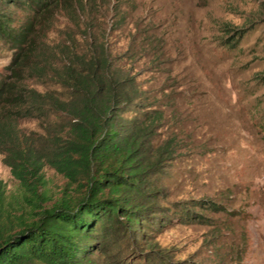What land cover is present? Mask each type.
Segmentation results:
<instances>
[{"label":"trees","instance_id":"obj_1","mask_svg":"<svg viewBox=\"0 0 264 264\" xmlns=\"http://www.w3.org/2000/svg\"><path fill=\"white\" fill-rule=\"evenodd\" d=\"M3 1L25 11L26 19L17 30L7 26L8 16L0 20V37L14 47L8 73L0 74V153L23 190L19 214L0 203V264H92L95 251L109 257L112 247L103 243L110 239V222L146 237L142 227L153 229L164 219L202 221L204 211L231 213L225 203L199 197L186 200L192 208L181 204L177 212L146 214L159 207L161 166L196 144L183 131L171 92L163 83L142 82L131 67L150 51L149 63L165 61L156 36L145 32L141 47L114 53L104 21L113 8L109 0ZM57 10L70 25L49 39ZM114 11L119 15V8ZM221 26L229 28L227 21ZM26 120L38 121L40 131L28 130ZM45 168L65 178L56 196L39 189ZM152 258L142 256L145 263Z\"/></svg>","mask_w":264,"mask_h":264},{"label":"rangeland","instance_id":"obj_2","mask_svg":"<svg viewBox=\"0 0 264 264\" xmlns=\"http://www.w3.org/2000/svg\"><path fill=\"white\" fill-rule=\"evenodd\" d=\"M109 1L113 8L104 21L114 53L128 55L134 46L141 47L145 32L158 38L165 61L149 63L150 51L135 57L131 67L142 82L164 84L178 106L183 131L196 141L161 166L156 181L162 189L154 203L159 207L146 214L153 209L162 215L177 212L181 204L192 208L186 200L199 197L233 210L204 211L202 221L164 219L153 229L142 227L149 233L146 237L129 235L122 225L110 222V239L103 243L112 247L109 257L95 251L92 264H138L139 259L144 264L163 259L167 264H264V0ZM24 12L0 0V20L8 16L11 29L26 19ZM56 18L49 39L61 35L69 23L62 11ZM225 21L227 30L221 26ZM13 51L12 43L0 37V74L8 73ZM174 89L178 92L172 93ZM22 125L41 129L36 120ZM2 156L1 208L19 214L23 190ZM44 179L39 189L58 195L65 178L45 168ZM120 238V245L112 241ZM145 253L153 256L146 263Z\"/></svg>","mask_w":264,"mask_h":264}]
</instances>
